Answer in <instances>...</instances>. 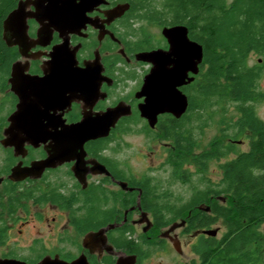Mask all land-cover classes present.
I'll return each instance as SVG.
<instances>
[{
	"label": "flooded vegetation",
	"instance_id": "af4514ba",
	"mask_svg": "<svg viewBox=\"0 0 264 264\" xmlns=\"http://www.w3.org/2000/svg\"><path fill=\"white\" fill-rule=\"evenodd\" d=\"M74 2L81 3L82 11H78L74 30L67 33V48L73 51L76 63L63 66L68 73L53 75L68 76L72 86L52 91L57 96L73 98L62 106L53 101L44 112L51 118L50 122L45 121L44 140L35 145L24 142L16 152L14 146L2 145L7 117L18 102L7 82L11 65L7 86L0 89L9 102L5 124L0 126V264H116L128 255L135 256L134 264H141L156 247L166 244L173 248L171 239L178 241L179 252L173 249L181 255L182 245L191 248L195 238L204 234L197 232L201 229L177 230H185L190 217L198 215L193 212L194 207L206 213L211 209L205 202L192 205L195 194L191 180L202 176L206 181H217L220 177L216 180L214 176H220L219 164L235 157L239 153L237 147L245 142L249 145V132L235 136L227 135L223 129L218 136L203 141L206 126L192 128L193 88L199 86L207 72L203 50L196 73L191 66L181 72L184 82L178 89L187 101L185 111L179 117L159 113L153 127L140 115L138 106L145 99L141 88L153 64L137 60L136 55L157 49L167 51L164 27L183 26L186 37L194 40L187 25L192 21L190 9L177 17L165 0ZM27 25L29 37L35 38L38 22L29 18ZM51 31L48 44L30 48L34 58L28 59L25 73L43 76V70L50 67L43 62L52 46L62 41L56 30ZM17 59H21L20 55ZM168 61L166 68H173L175 57L170 56ZM166 77L163 73L158 79L163 81ZM118 102L128 106L130 113L118 118L105 135L84 140L68 159L55 160L20 178H10L13 168H30L48 158L52 147H64L66 126L79 122L83 116L102 114ZM49 134L57 135L56 141ZM127 134H138L149 145L140 153L145 164L142 172L134 171L117 157L119 146H123L118 139ZM216 147L224 148L225 154H215ZM155 157L159 162L152 167ZM203 166L206 171L201 174L199 169ZM177 167L185 176L180 180L172 175ZM158 169L165 177L154 172ZM175 184L187 191H172ZM211 198L221 201L220 195L203 194L204 200ZM171 213L184 217L166 223L157 220L158 216ZM182 220V226L161 235L172 223Z\"/></svg>",
	"mask_w": 264,
	"mask_h": 264
},
{
	"label": "trees",
	"instance_id": "16d2710c",
	"mask_svg": "<svg viewBox=\"0 0 264 264\" xmlns=\"http://www.w3.org/2000/svg\"><path fill=\"white\" fill-rule=\"evenodd\" d=\"M17 1L0 0V89L7 86L9 67L19 56L15 47H7L2 40V20ZM165 1L177 17L191 10L192 21L187 25L192 39L202 47L207 66L206 78L193 88L192 128H202L215 114L219 130L228 131L227 135L249 132L248 149L219 164L217 181L202 176L191 180L192 205L205 202L211 209L206 213L194 207L198 215L190 217L185 231L206 229L218 220L224 224L219 237L201 235L194 241L191 251L197 260L192 264H264V233L256 228L264 225V122L255 114V103L261 99L258 79L264 70V0ZM251 53L258 56L252 64L248 62ZM5 103L8 107V100ZM229 104L233 113L226 116ZM206 110L209 113L203 118ZM3 124L4 115L0 116V126ZM214 152L225 154V149L216 147ZM178 169L172 173L176 180L184 176ZM199 171L203 174L206 167ZM206 193L223 194L227 202L204 200ZM172 214L157 220L166 223L184 217Z\"/></svg>",
	"mask_w": 264,
	"mask_h": 264
},
{
	"label": "water",
	"instance_id": "95a60500",
	"mask_svg": "<svg viewBox=\"0 0 264 264\" xmlns=\"http://www.w3.org/2000/svg\"><path fill=\"white\" fill-rule=\"evenodd\" d=\"M74 1L18 0L14 8L2 20V40L7 47L16 46L21 57V59L13 61L10 67L7 82L10 89L17 95L18 102L15 111L7 117L8 124L3 131L4 138L1 139L3 146H14L15 152L22 148L24 142L35 145L44 140L47 135L45 121L51 120L44 112L50 108L53 101H57V105L62 106L68 104L73 98L57 96L52 91L72 86V82L68 81V76L53 77V75L68 73L69 70L63 66L76 63L73 51L67 48V33L74 30L78 11H82L80 10L81 3L76 5ZM29 18H34L39 24L35 38L28 35L27 20ZM52 29L59 33L62 41L52 46L47 54L48 59L43 62L50 67L43 70V76H31L25 73L28 59L34 58L29 53L30 48L35 45L45 46L48 44ZM162 35L169 44L167 51L157 49L136 55L137 60L149 61L153 64L144 79L140 92L145 96V99L138 106L140 115L148 121L151 127L155 125L156 116L159 113L168 112L179 117L185 111L187 101L178 89V86L184 82L181 79V72L185 67L190 69L191 66L193 73H196V66L202 58L201 45L186 37L183 26L164 27ZM170 56L175 57L173 62L175 66L168 69L165 64L170 62L168 61ZM163 73L167 74V77L163 81H159V75ZM124 105V103L118 102L112 109L102 114L83 116L79 122L66 126L63 134L64 147H52L53 150L48 158L30 168H13L10 178H20L33 169L40 170L43 166H50L55 160L70 158L84 140L105 135L118 118L129 114L128 106ZM48 136L55 141L57 139V135L49 134ZM205 210H208V207ZM183 224V220L174 222L161 235L166 236ZM217 231L218 228L214 227L201 229L197 232L206 236H216ZM171 242L173 248L179 252L178 241L171 239ZM134 263L135 256L128 255L119 258L116 264Z\"/></svg>",
	"mask_w": 264,
	"mask_h": 264
},
{
	"label": "rangeland",
	"instance_id": "374dc122",
	"mask_svg": "<svg viewBox=\"0 0 264 264\" xmlns=\"http://www.w3.org/2000/svg\"><path fill=\"white\" fill-rule=\"evenodd\" d=\"M258 56L251 53L248 57V62L250 64L255 63L257 60ZM258 90L261 94V99L255 103V114L256 116H258L263 122H264V70L261 73L260 78L258 79ZM5 98H4V94L2 92H0V116L5 114V110L7 108V105H5ZM5 105V106H4ZM233 105L229 104L228 105V113L226 114V116H230L233 113V109H232ZM216 107L212 106L211 109H215ZM210 109V111H211ZM207 113H209L208 110H206L204 112V114L202 115L203 118L207 117ZM214 120H208L206 122V128H204V132L205 134V138L203 141H205L206 139H211L213 136L216 137L218 136L220 132L218 125L216 124V120L218 118V115H213ZM198 124V123H196ZM135 128H138L139 125H135ZM228 132V131H227ZM118 140H122L123 141V146L122 148L119 146V151H117V157L125 160L126 163L128 164L129 167H131L132 169H134V171H138V172H142L143 170H145V164L143 163L142 157H141V151L147 149V147L149 145H147L144 140L141 138L140 135L138 134H127L124 136H120ZM210 141V140H209ZM248 148L247 146V142H245L243 145L237 147V152H241V151H246ZM148 157H145L144 160L147 161ZM159 162L158 157L154 158V161L151 163L152 167L153 165H157V163ZM213 165H217L215 163H213ZM158 167V166H157ZM154 167V168H157ZM155 173H162L161 170L158 169V171H154ZM162 177H165V174H161ZM219 176L216 173V175L214 176V179H218ZM172 191L174 190L176 193H181V192H186L187 188L184 186H180L179 184H175L173 187L171 186ZM220 200L224 203L227 202V198L221 194L220 195ZM224 224L221 221H217L214 224H211V226L209 228H214L217 227L218 231L216 236H220L221 233L223 232L224 229ZM258 230H260L261 232L264 233V225H259L258 227H256ZM135 232H137L135 230ZM177 232H186L184 229H178ZM201 235L197 236L195 238V241L200 237ZM190 241H194V239L191 238H187ZM167 245L165 244L164 246L158 248L156 247L155 250L153 249L149 255V257L144 260L143 262H141V264H192L193 261L197 260V256L191 251L190 246H186V245H182L181 247V251L182 254L179 255L172 247L167 248Z\"/></svg>",
	"mask_w": 264,
	"mask_h": 264
}]
</instances>
